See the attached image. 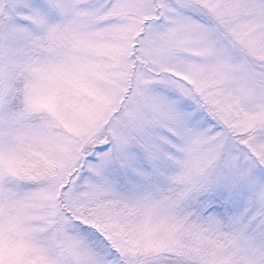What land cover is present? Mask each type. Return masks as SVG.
<instances>
[{"label": "snow or ice", "instance_id": "6c2138e0", "mask_svg": "<svg viewBox=\"0 0 264 264\" xmlns=\"http://www.w3.org/2000/svg\"><path fill=\"white\" fill-rule=\"evenodd\" d=\"M0 264H264V0H0Z\"/></svg>", "mask_w": 264, "mask_h": 264}]
</instances>
